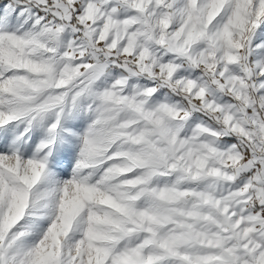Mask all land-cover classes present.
<instances>
[{"label":"snow or ice","instance_id":"6c2138e0","mask_svg":"<svg viewBox=\"0 0 264 264\" xmlns=\"http://www.w3.org/2000/svg\"><path fill=\"white\" fill-rule=\"evenodd\" d=\"M0 264H264V0H0Z\"/></svg>","mask_w":264,"mask_h":264}]
</instances>
